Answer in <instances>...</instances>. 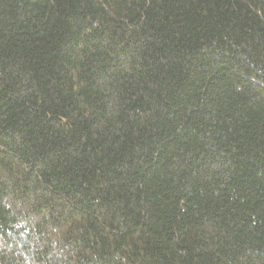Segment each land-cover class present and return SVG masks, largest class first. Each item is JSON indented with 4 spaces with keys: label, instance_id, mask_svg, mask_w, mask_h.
<instances>
[{
    "label": "trees",
    "instance_id": "trees-1",
    "mask_svg": "<svg viewBox=\"0 0 264 264\" xmlns=\"http://www.w3.org/2000/svg\"><path fill=\"white\" fill-rule=\"evenodd\" d=\"M0 264H264V0H0Z\"/></svg>",
    "mask_w": 264,
    "mask_h": 264
}]
</instances>
